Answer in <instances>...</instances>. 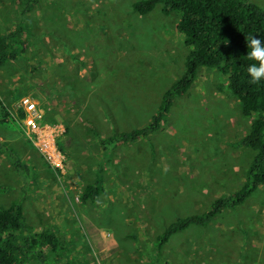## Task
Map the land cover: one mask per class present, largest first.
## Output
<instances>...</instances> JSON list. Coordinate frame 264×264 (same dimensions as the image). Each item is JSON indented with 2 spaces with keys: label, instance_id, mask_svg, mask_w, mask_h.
Returning a JSON list of instances; mask_svg holds the SVG:
<instances>
[{
  "label": "rangeland",
  "instance_id": "1",
  "mask_svg": "<svg viewBox=\"0 0 264 264\" xmlns=\"http://www.w3.org/2000/svg\"><path fill=\"white\" fill-rule=\"evenodd\" d=\"M17 1L0 0V37L21 20L30 36L0 67V143L30 173L24 187L0 153V206L21 200L35 230L62 237L56 264H264V185L206 227L173 236L159 252L153 245L170 222L204 212L245 180L252 153L236 144L254 117L240 114L218 71L199 69L149 140L124 143L108 159L98 146L96 135L145 125L182 74L176 17L159 6L141 17L131 9L139 0H43L24 14ZM249 1L264 9V0ZM24 99L39 116L36 134L21 124ZM41 138L57 161L39 151ZM100 165L103 193L81 203Z\"/></svg>",
  "mask_w": 264,
  "mask_h": 264
},
{
  "label": "trees",
  "instance_id": "2",
  "mask_svg": "<svg viewBox=\"0 0 264 264\" xmlns=\"http://www.w3.org/2000/svg\"><path fill=\"white\" fill-rule=\"evenodd\" d=\"M42 1L18 0L17 3L24 14ZM157 6L163 16L173 14L176 17L175 31L182 37L186 51L182 74L161 94L145 125L132 127L127 132L113 128V135L107 139L96 135L105 158L109 150L124 143L149 140L159 131L174 99L189 91L199 69L218 71L225 78L227 90L237 100L240 114L254 117L247 133L236 144L252 153L243 184L238 190L214 200L204 212L170 222L154 239L153 245L159 252L173 236L192 227H206L221 212L241 205L259 186L264 185V82L249 84L245 71L250 63L245 58L247 37L253 35L264 42V9L249 0H139L131 4V9L144 17ZM29 36V27L21 20L18 26L0 37V67L24 53ZM120 107L121 114H124L125 107L122 104ZM0 116V124H4L7 117L4 109H1ZM19 116L22 117L20 110ZM0 153L5 154L27 187L28 165L21 162L5 143H0ZM101 193L100 165L94 182L83 188L79 201L94 203ZM65 252L62 237L50 229L35 230L28 223L21 200H15L6 207L0 206V264H23L27 260L56 264Z\"/></svg>",
  "mask_w": 264,
  "mask_h": 264
},
{
  "label": "clouds",
  "instance_id": "3",
  "mask_svg": "<svg viewBox=\"0 0 264 264\" xmlns=\"http://www.w3.org/2000/svg\"><path fill=\"white\" fill-rule=\"evenodd\" d=\"M247 49L245 58L250 62L245 70L247 82L249 84L264 82V42L250 35L247 37Z\"/></svg>",
  "mask_w": 264,
  "mask_h": 264
},
{
  "label": "built area",
  "instance_id": "4",
  "mask_svg": "<svg viewBox=\"0 0 264 264\" xmlns=\"http://www.w3.org/2000/svg\"><path fill=\"white\" fill-rule=\"evenodd\" d=\"M21 111H22V120L21 124L23 125V129H28L36 134L37 124L36 120L39 119V116L35 110L33 103L28 100H23L21 103ZM38 140V139H37ZM39 151L47 158L50 162L57 161L60 156L55 151L54 146L51 144L49 140H45L44 138L39 139V145L37 146Z\"/></svg>",
  "mask_w": 264,
  "mask_h": 264
}]
</instances>
